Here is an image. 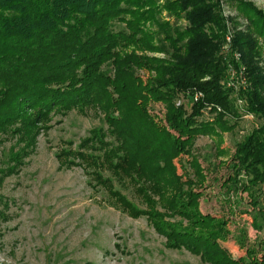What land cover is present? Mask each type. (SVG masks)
<instances>
[{
  "label": "trees",
  "instance_id": "1",
  "mask_svg": "<svg viewBox=\"0 0 264 264\" xmlns=\"http://www.w3.org/2000/svg\"><path fill=\"white\" fill-rule=\"evenodd\" d=\"M226 1L230 6L234 2L249 23L247 32L236 31L233 48L250 56L246 66L251 87L242 94L246 111L262 124L236 145L228 166L232 173L222 186L235 199L247 194L252 209L243 213L262 233L264 73L253 62L261 57L259 41L264 45V12L248 1ZM226 31L220 0H0V135L18 139L1 177L22 170L54 115L94 109L104 115L108 129H94L81 140L80 148L101 152L86 156L83 165L101 176L108 164L120 182L129 176L147 209L138 208L111 189L110 179H103L109 186H97L107 190L117 206L132 218L146 216L165 238L167 249H184L204 264H264V256L258 258L264 253V239L247 249V258L238 260L218 243L231 233L229 219L198 211L192 188L203 184L199 162L192 161L194 178L189 172L186 180L170 165L176 157L191 155L194 138L215 133L216 128L231 131L235 124L228 120L240 118L231 93L220 85L227 61L221 51ZM137 70L149 77L143 80ZM197 93L202 95L199 103ZM186 95L187 104L176 107ZM150 103L165 106L167 127L150 115ZM206 107L218 113L212 124L197 121ZM132 126L146 139L147 159L129 151ZM111 135L116 146L106 141ZM71 150L57 153L65 166L81 163ZM240 235L238 244L246 246V232Z\"/></svg>",
  "mask_w": 264,
  "mask_h": 264
},
{
  "label": "rangeland",
  "instance_id": "2",
  "mask_svg": "<svg viewBox=\"0 0 264 264\" xmlns=\"http://www.w3.org/2000/svg\"><path fill=\"white\" fill-rule=\"evenodd\" d=\"M240 1L251 2L264 12V0ZM230 4L220 0V13L227 29L221 49L227 58L226 70L220 85L231 93L240 118L228 120L230 124H235L231 131L221 132L216 128L215 133L194 138L190 145L191 155L176 157L170 165L176 167L179 175L184 174L186 180L189 172L194 178L192 161L195 159L199 162L204 171L203 177L199 178H203V184L192 188L198 201V211L229 219L228 229L231 233L226 240H219L218 243L231 258L238 260L247 258V249L256 245L259 239L263 240L264 232H256L251 226L250 217L243 213L252 209L247 194L240 193L235 199L222 184L232 173L228 166L236 145L259 128L262 120L248 114L242 94L251 87L246 66L250 56L245 57L243 52L233 48L236 31L247 32L249 23L238 13L235 3ZM259 43L261 57L255 58L253 64H257L264 73V45L261 41ZM146 55L163 57L152 53ZM137 74L143 80L149 77L144 70H137ZM201 96L197 93L196 103L202 100ZM188 97L179 98L176 107L187 104ZM261 97L264 102V90ZM148 111L158 125L167 127L163 104L150 103ZM217 114L209 107L203 108L197 121L212 124ZM103 117L94 109L54 115L50 129L37 138L36 149L25 159L22 170L6 178L1 177L5 171L3 169L8 165L6 161L18 139L0 135V264H204L198 256L184 249H167L165 238L155 231L146 216L132 218L117 206L118 201L109 196L107 190L101 188L109 186L103 180L108 178L112 182L111 189L127 197L138 208L147 209L129 182V176L124 175V181L120 182L108 164L102 167L101 176H95L92 174L94 169L83 165L86 156L101 153L80 148L79 145L81 140L90 137L92 130L102 126L108 129L102 121ZM131 131L133 139L128 140L132 148L129 151L133 155L136 151L137 157L147 159L149 152L144 151L143 145L146 139L136 127L132 126ZM106 141L116 146L114 136H108ZM63 148L78 153L80 158H75L81 163L72 166L62 164L57 153ZM132 175L135 178V174ZM155 199L159 200L157 195ZM234 200L238 203L235 204ZM157 209L162 211L160 205ZM241 232H246V246L238 244ZM263 256L264 253L259 252L258 258Z\"/></svg>",
  "mask_w": 264,
  "mask_h": 264
},
{
  "label": "built area",
  "instance_id": "3",
  "mask_svg": "<svg viewBox=\"0 0 264 264\" xmlns=\"http://www.w3.org/2000/svg\"><path fill=\"white\" fill-rule=\"evenodd\" d=\"M230 41V40H229Z\"/></svg>",
  "mask_w": 264,
  "mask_h": 264
}]
</instances>
